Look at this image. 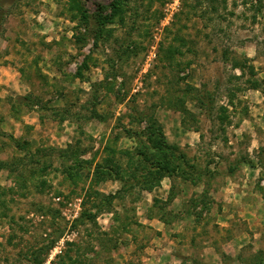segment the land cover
<instances>
[{
	"label": "rangeland",
	"instance_id": "obj_1",
	"mask_svg": "<svg viewBox=\"0 0 264 264\" xmlns=\"http://www.w3.org/2000/svg\"><path fill=\"white\" fill-rule=\"evenodd\" d=\"M78 1L6 3L0 264H264V0ZM155 124L189 164L149 192Z\"/></svg>",
	"mask_w": 264,
	"mask_h": 264
},
{
	"label": "trees",
	"instance_id": "obj_2",
	"mask_svg": "<svg viewBox=\"0 0 264 264\" xmlns=\"http://www.w3.org/2000/svg\"><path fill=\"white\" fill-rule=\"evenodd\" d=\"M7 2L8 0H0V27H2L7 15L10 14V11H8L6 6ZM69 4L71 6L69 11L73 12L72 16L74 18H80V20L84 22H87L89 20L87 11L82 6H80V1L72 0L71 2L70 0ZM214 101L215 98L214 96H212L211 100L209 101V105L207 106L205 104L204 97H201L200 100L202 105L207 106L206 108L209 112L213 111ZM151 124H153V122ZM155 125L156 129L154 131L148 125L147 133L145 132L148 136L152 153L150 154L148 152L141 151L140 155L143 157H138V159H136L135 157L133 158L132 155L129 156V167H131L133 163L136 164L135 169L133 168L129 177H126L123 174V172H128L127 170L120 167L119 169H114L116 179H120L125 184L130 181V178L136 179L140 184H142V188L149 192L154 191L158 186H160L162 179H164L165 177H179L180 172L183 170L184 163L189 164V162L186 161L183 155H176V149H178L179 147H174L167 144L162 131H160V128L157 127V124ZM126 152L124 151L123 153L126 154ZM176 159H179V162H176ZM3 167H8L11 170L15 169L14 166H8L5 162L1 161L0 169ZM189 173L191 174L192 172H188L187 174ZM129 186L131 187L133 186V184ZM100 194L105 197L106 202H110L115 199L119 193L108 195H104L103 193ZM98 212H101V210L99 209L96 212L86 213V215H82L80 219L86 218L91 221L95 220L97 218Z\"/></svg>",
	"mask_w": 264,
	"mask_h": 264
},
{
	"label": "built area",
	"instance_id": "obj_3",
	"mask_svg": "<svg viewBox=\"0 0 264 264\" xmlns=\"http://www.w3.org/2000/svg\"><path fill=\"white\" fill-rule=\"evenodd\" d=\"M46 264H53V263H52V261L50 260V261H48Z\"/></svg>",
	"mask_w": 264,
	"mask_h": 264
}]
</instances>
